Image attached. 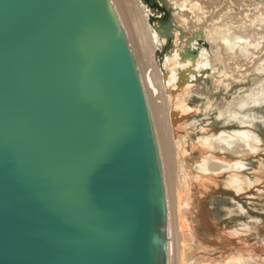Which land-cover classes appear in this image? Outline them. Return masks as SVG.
Returning a JSON list of instances; mask_svg holds the SVG:
<instances>
[{
    "label": "water",
    "instance_id": "95a60500",
    "mask_svg": "<svg viewBox=\"0 0 264 264\" xmlns=\"http://www.w3.org/2000/svg\"><path fill=\"white\" fill-rule=\"evenodd\" d=\"M142 1L162 55L171 8ZM167 237L155 125L112 1L0 0V264H167Z\"/></svg>",
    "mask_w": 264,
    "mask_h": 264
},
{
    "label": "bare ground",
    "instance_id": "6f19581e",
    "mask_svg": "<svg viewBox=\"0 0 264 264\" xmlns=\"http://www.w3.org/2000/svg\"><path fill=\"white\" fill-rule=\"evenodd\" d=\"M111 1L137 59L155 125L167 203V264H264L262 218L249 215L233 196L250 220L213 230L197 199L219 179L237 196L264 190V137L252 127L259 113L254 108L264 105V0H165L175 25L162 55L167 38L158 34L156 20L150 22L158 11L142 0ZM187 48L197 55L183 56ZM181 70L187 79L178 86ZM195 93L201 103H195ZM215 109L225 125L234 121L237 128L201 125L193 138L197 122L189 124L191 116Z\"/></svg>",
    "mask_w": 264,
    "mask_h": 264
},
{
    "label": "rangeland",
    "instance_id": "374dc122",
    "mask_svg": "<svg viewBox=\"0 0 264 264\" xmlns=\"http://www.w3.org/2000/svg\"><path fill=\"white\" fill-rule=\"evenodd\" d=\"M241 60V59H240ZM246 61H242V63H245ZM254 81L250 80L249 85H252ZM203 84V83H202ZM208 88V84L205 85ZM205 86H198L199 89L204 90ZM236 88H234L235 90ZM202 93V92H201ZM197 93H195L194 99L195 103H201L202 98L200 96H196ZM230 94L227 95V97ZM220 96V95H219ZM192 100V99H190ZM255 112L259 111L258 118L255 120V123L253 124V128L255 131L262 134L264 137V124L262 123V120L264 117V105L261 107H255ZM218 109H215L213 111H210L209 115H205V111L201 112L200 114H195L191 116L190 120L188 121L189 124H192L194 122H197V127L191 126V133L193 138H197L198 135H200V126L201 125H209L210 128L214 129H222L224 128H237L238 123L232 122L225 125L224 118L220 117L218 114ZM220 117V118H219ZM222 119V120H221ZM256 124V125H255ZM199 153H197L198 155ZM249 162H256V159L251 158L248 160ZM220 181L213 185L211 188H209L205 194L201 193L197 196L198 200H201V208L205 209L206 212H209L208 218L211 221V228L217 229H229L230 227H237L238 223L241 221H248L250 220V217H246V215L242 212H239V205L238 202L233 200V196L239 200L240 204L244 206L248 211L249 215L251 216H259L264 221V190L261 194L258 193V191L255 194H243L241 196L234 195L232 191H230L226 186L224 185V179H219ZM220 184V186H218ZM260 187L264 188V184H262ZM256 191V190H255ZM203 206V207H202ZM231 208L234 209V213H229L228 210ZM238 209V210H237ZM248 218V219H247ZM261 222V221H260ZM213 225V226H212ZM216 226V227H215ZM215 227V228H213ZM218 230V229H217ZM255 240L253 237L251 241Z\"/></svg>",
    "mask_w": 264,
    "mask_h": 264
}]
</instances>
